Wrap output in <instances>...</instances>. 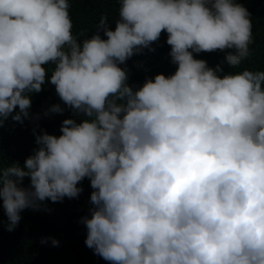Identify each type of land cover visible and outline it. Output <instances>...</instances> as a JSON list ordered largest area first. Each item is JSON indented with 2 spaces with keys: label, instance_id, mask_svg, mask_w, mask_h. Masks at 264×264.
Returning a JSON list of instances; mask_svg holds the SVG:
<instances>
[{
  "label": "clouds",
  "instance_id": "1",
  "mask_svg": "<svg viewBox=\"0 0 264 264\" xmlns=\"http://www.w3.org/2000/svg\"><path fill=\"white\" fill-rule=\"evenodd\" d=\"M119 4L114 30L102 17L78 41L70 0H0V126L31 118V94L46 82L84 117L65 119L59 136L37 134L23 165L0 166L9 231L25 209L78 197L88 178L85 243L111 264H264V70L221 75L194 56L234 49L226 62L238 66L253 40L248 9ZM165 31L176 71L133 89L120 65ZM64 111L54 104L44 115Z\"/></svg>",
  "mask_w": 264,
  "mask_h": 264
},
{
  "label": "trees",
  "instance_id": "2",
  "mask_svg": "<svg viewBox=\"0 0 264 264\" xmlns=\"http://www.w3.org/2000/svg\"><path fill=\"white\" fill-rule=\"evenodd\" d=\"M237 2L248 9L253 25L249 55L242 58L238 66H231L226 62V55L234 49L194 53L195 58L207 61L209 67L220 65L223 69L221 75L242 72L245 69L264 70V0ZM119 7V0H70L73 35L78 41L90 38L96 34L102 17H107L114 30L119 18ZM100 34L103 36V32ZM167 36L166 31L162 32L160 39L151 46L154 50L146 48L120 65L127 70V83L133 89L143 86L148 78L154 79L157 74L171 75L176 71L177 65L172 63L169 55L171 47L166 43ZM46 67L50 77L54 65ZM31 95L32 117L24 119L23 122L9 118L0 126V166L7 167L14 162L23 165L26 158L38 147L37 134L46 131L59 136L62 134L60 129L65 119L73 118L79 122L84 118L82 114L64 105L55 91V86L49 82L43 85V91ZM54 104H60L65 111L62 114L44 115ZM29 184L30 179L26 178L24 186ZM78 187L83 191L76 198L65 197L60 202L48 200L43 202L39 210H23L22 219L12 231H9L10 221L0 201V264H111L95 254L85 243L88 230L82 219L91 216L90 209L94 206L90 203V196L93 189L88 178L82 180ZM44 238H54L59 244L54 246L51 239L42 243Z\"/></svg>",
  "mask_w": 264,
  "mask_h": 264
}]
</instances>
